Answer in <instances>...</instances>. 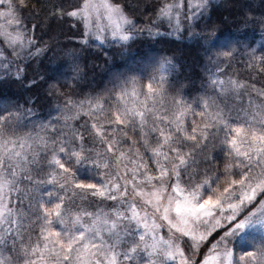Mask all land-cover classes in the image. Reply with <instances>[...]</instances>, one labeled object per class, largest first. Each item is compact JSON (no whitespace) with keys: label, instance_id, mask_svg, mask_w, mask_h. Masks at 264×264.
Here are the masks:
<instances>
[{"label":"snow or ice","instance_id":"1","mask_svg":"<svg viewBox=\"0 0 264 264\" xmlns=\"http://www.w3.org/2000/svg\"><path fill=\"white\" fill-rule=\"evenodd\" d=\"M25 7L0 0L5 77L46 50ZM208 10L209 0H165L157 19L172 31L148 35L187 31L228 49L226 58L246 52L248 67L264 73V53L243 43L246 33L221 42L214 29V39L195 31ZM59 15L97 40L127 42L136 27L112 0H80ZM67 55L75 68L79 55ZM221 71L208 69L192 98L168 97L165 75L138 86L116 73L109 95L65 97L47 117L0 103V264H264V88ZM237 245L246 250L234 259Z\"/></svg>","mask_w":264,"mask_h":264},{"label":"trees","instance_id":"2","mask_svg":"<svg viewBox=\"0 0 264 264\" xmlns=\"http://www.w3.org/2000/svg\"><path fill=\"white\" fill-rule=\"evenodd\" d=\"M112 2L119 4L136 25V34L127 43H84L80 25H75L72 17L59 15L60 9L67 12L75 8L77 0H27L21 15L28 25H36L32 34L36 47L46 50L19 63L18 68L14 65L6 77L0 73V103L9 108L16 105L33 108L47 117L64 105L65 97L79 100L87 94L109 95L116 73L134 78L138 86H142L161 67H170L165 59L175 65L172 77L165 84L168 97L175 96L179 90L189 98L197 96L207 83L208 69L216 71L217 66L223 69L218 72L221 78L231 77L264 88V73L248 67L246 52L237 51L234 57L226 58L222 53L228 49L220 45L212 47L203 41L198 43L187 31L178 33V38L149 36L147 30L155 25L162 34L170 30V26L162 25L157 19V10L165 0ZM262 20L264 0H215L209 3L208 12L198 21L195 31L214 39L211 31L214 29L221 42L229 35L246 33L247 40L243 43L254 49L256 55H261L264 53V25L259 21ZM229 47L237 45L233 42ZM69 52L79 55L75 68L67 55ZM210 151L215 154L216 150ZM218 166L222 168V164ZM203 178V175L198 177ZM113 203L98 202L105 209H110ZM206 250V246L201 249Z\"/></svg>","mask_w":264,"mask_h":264},{"label":"rangeland","instance_id":"3","mask_svg":"<svg viewBox=\"0 0 264 264\" xmlns=\"http://www.w3.org/2000/svg\"><path fill=\"white\" fill-rule=\"evenodd\" d=\"M212 1H215V0H209V3L210 2H212ZM80 3V0H77V6H78V4ZM0 10H5L4 8H0ZM73 18V17H72ZM73 21H74V23H75V25H77V26H79L80 25V27H81V29L83 30V32H84V39H83V42L84 41H87V42H93V43H98L99 45H106V44H109V43H113V42H116V43H127V42H122V41H120V42H118V41H115V40H113L110 36H108L107 34H105V38L103 39V40H97L94 36H92V35H85V32H86V30H85V28H84V25H83V23L81 22V21H78L76 18H73ZM4 21L3 20H0V23H3ZM161 23H162V25H164V23L166 24V25H168L167 27H169L170 25L168 24V22L167 21H163V20H161ZM160 27H158V25H155L153 28H152V30H155V31H160V29H159ZM136 29V28H135ZM170 31H172V29H171V27H170V30H169V32ZM32 34H33V32H32ZM136 34V31L134 30V34H133V36ZM174 37H180L178 34L177 35H174ZM130 41V40H129ZM10 59H12V57H9ZM170 67H168V66H163V67H161L160 68V70L158 71V73H156L154 76L155 77H159V76H161V75H165L166 77H167V80H169L172 76H171V73H172V71L171 72H169L168 71V69H169ZM173 70V69H172ZM151 77H153V76H151ZM150 77V78H151ZM150 78H148L147 80H146V82H145V84L148 82V80L150 79ZM246 249H242L239 245H237V246H235L234 247V259H238V257L242 254V252L243 251H245ZM201 254L200 255H198L197 257H196V259H199L200 258V256H202L203 254H204V251H201L200 252Z\"/></svg>","mask_w":264,"mask_h":264}]
</instances>
